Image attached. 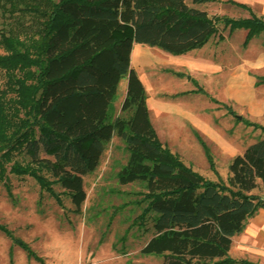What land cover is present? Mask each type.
<instances>
[{
  "label": "trees",
  "instance_id": "obj_1",
  "mask_svg": "<svg viewBox=\"0 0 264 264\" xmlns=\"http://www.w3.org/2000/svg\"><path fill=\"white\" fill-rule=\"evenodd\" d=\"M199 1L0 0V175L6 179L7 168L30 172L59 202L64 191L79 209L82 173L116 133L126 150L118 179L143 184L133 188L140 207L132 221L152 226L141 250L160 252L159 264H260L228 246L232 232L264 205V121L244 116L261 133L230 156L225 178L206 175L159 137L129 60L133 40L181 51L214 31L222 36L220 21L229 30L245 26L243 44L256 32L264 37V15L245 0H231L248 7L244 14L210 12ZM121 75L126 84L114 110ZM0 228L42 257L2 220Z\"/></svg>",
  "mask_w": 264,
  "mask_h": 264
},
{
  "label": "rangeland",
  "instance_id": "obj_2",
  "mask_svg": "<svg viewBox=\"0 0 264 264\" xmlns=\"http://www.w3.org/2000/svg\"><path fill=\"white\" fill-rule=\"evenodd\" d=\"M246 1L264 14V0ZM197 3L210 12L249 11L247 6L231 0ZM219 28L223 35L214 31L203 45L220 70L205 76L188 65L186 57L199 45L188 47L187 51H172L145 40H134L130 62L149 88L151 102L159 89L188 85L195 82L192 75L198 76L195 78L205 90L195 85L172 95L171 99L178 101L180 114L173 117L175 120L160 119L155 108L148 111L149 117L159 137L185 161L206 175L225 178L230 156L261 133L258 125L243 117L264 121V80H255L258 72H264V37L256 32L243 44L245 26L229 30L220 21ZM125 83L126 77L121 75L113 98L114 110L119 107ZM199 136L207 144L217 170L209 163ZM122 143V138L113 133L97 164L82 173L86 193L79 209L72 207L66 192H61L59 202L32 173L7 168V178L0 175V220L42 257L28 252L0 228V264H159L160 252L140 249L152 231L149 221L147 227L132 221L140 207L133 188L143 184L138 178L121 181L115 173L126 154ZM54 185L60 188L57 181Z\"/></svg>",
  "mask_w": 264,
  "mask_h": 264
},
{
  "label": "crops",
  "instance_id": "obj_3",
  "mask_svg": "<svg viewBox=\"0 0 264 264\" xmlns=\"http://www.w3.org/2000/svg\"><path fill=\"white\" fill-rule=\"evenodd\" d=\"M257 12L262 13V11H257ZM203 43L204 41L201 44H199L198 46L199 48L197 50L188 52L186 54V57H188L189 59L188 65L190 64L194 66V68L198 72H200L202 75L209 74L213 70L215 71L220 70V65L216 63L215 64L212 63V58L209 57V51L207 50L205 45H203ZM200 45H203V46L201 47ZM133 46H134V40L130 48V58L134 50ZM137 49L138 48H135V50ZM184 51H187V50L184 49ZM173 71L177 72L176 70H173ZM177 73L180 74V72H177ZM192 76H191L192 79L195 77H198L197 75H192ZM198 82L203 84L201 81H198ZM143 83L146 89V100H147L148 111L151 108H155L156 114L158 115L160 119L166 118L168 120H171V119L175 120L173 117L176 115L177 116L180 115L178 114L179 113V106H177L178 101L177 103L174 102V100L171 99L172 95L177 93L178 90L194 88V86L196 85V82H194L195 84L191 83L188 85H182L180 87H170V88L159 89L156 92V97L154 101L152 100L153 102H151L150 90L145 84V81H143ZM228 251L234 255L249 256L251 258L256 259L260 264H264V205L263 204H259L256 207V209L246 217L243 226L239 230L232 232L231 241L228 246Z\"/></svg>",
  "mask_w": 264,
  "mask_h": 264
},
{
  "label": "water",
  "instance_id": "obj_4",
  "mask_svg": "<svg viewBox=\"0 0 264 264\" xmlns=\"http://www.w3.org/2000/svg\"><path fill=\"white\" fill-rule=\"evenodd\" d=\"M238 114H240V113L238 112Z\"/></svg>",
  "mask_w": 264,
  "mask_h": 264
}]
</instances>
